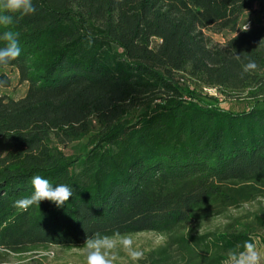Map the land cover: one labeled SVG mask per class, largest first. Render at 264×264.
<instances>
[{
  "label": "trees",
  "instance_id": "16d2710c",
  "mask_svg": "<svg viewBox=\"0 0 264 264\" xmlns=\"http://www.w3.org/2000/svg\"><path fill=\"white\" fill-rule=\"evenodd\" d=\"M33 6L0 26V35L18 32L21 47L0 68L27 83L21 98L0 95L10 144L0 151V254L116 231L163 236L151 264H222L250 238L264 247V0ZM248 59L258 67L244 73ZM221 98L246 108H221ZM74 142L77 151H63ZM36 175L73 196L62 207H14ZM216 218L226 222L199 230Z\"/></svg>",
  "mask_w": 264,
  "mask_h": 264
},
{
  "label": "clouds",
  "instance_id": "9594fccd",
  "mask_svg": "<svg viewBox=\"0 0 264 264\" xmlns=\"http://www.w3.org/2000/svg\"><path fill=\"white\" fill-rule=\"evenodd\" d=\"M36 11L33 0H0V26L5 29L14 23V15L33 14ZM248 30V25L243 31ZM5 45L0 47V66H7L21 55L19 33L7 30L0 35ZM239 60L240 55H236ZM257 63L248 59L243 66V72L249 73L257 69ZM33 192L30 196L18 199L14 207L27 211L33 205L38 206L42 201H50L57 207H62L73 196V189L65 183L53 185L48 179L36 175L32 178ZM130 235L119 231L108 234L96 233L87 236L83 243L85 264H121L123 253L133 264L144 257V253L134 246ZM222 264H264V249L258 247L257 242L250 238L230 249Z\"/></svg>",
  "mask_w": 264,
  "mask_h": 264
},
{
  "label": "rangeland",
  "instance_id": "374dc122",
  "mask_svg": "<svg viewBox=\"0 0 264 264\" xmlns=\"http://www.w3.org/2000/svg\"><path fill=\"white\" fill-rule=\"evenodd\" d=\"M251 16L252 15L246 16L245 19H249ZM258 17L259 16H256V18ZM207 34H209L211 38L217 42H223L224 38L229 36L228 33H224L223 35L211 33ZM0 75H3L10 82L9 86L7 87L0 85V95L12 99H18L24 96L27 89V83L19 82L17 71L14 68H0ZM202 91L205 94L218 97V93L214 90L203 89ZM218 103L221 108L230 109L233 111L246 108V104L244 102L230 101L223 98L219 99ZM80 144L81 143L77 142L69 144L63 148V151L68 154L73 153L80 148ZM9 148V142L6 139L0 137V151H6ZM248 208L250 207H245V209ZM232 214H237V212H233ZM225 222L226 219L224 218H216L204 223L199 230L202 231L214 229ZM129 235L135 242L134 246L144 253L143 259L135 262V264H151L152 262L150 261L148 254L160 248L164 244V237L153 232H141ZM256 242L259 248L264 249V247L259 245L257 240ZM121 258V264H133V262H131L123 253H121ZM0 264H85V256L83 255V245L72 248H62L52 245L23 254H0Z\"/></svg>",
  "mask_w": 264,
  "mask_h": 264
}]
</instances>
